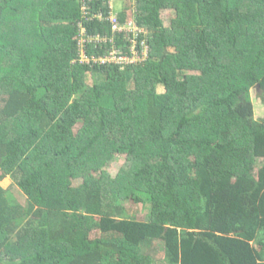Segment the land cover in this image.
Instances as JSON below:
<instances>
[{
	"label": "trees",
	"instance_id": "trees-1",
	"mask_svg": "<svg viewBox=\"0 0 264 264\" xmlns=\"http://www.w3.org/2000/svg\"><path fill=\"white\" fill-rule=\"evenodd\" d=\"M82 3L0 0V179L25 196L0 185V264H153L156 241L165 264H264V0H124L149 31L124 66L80 61L79 22L127 50Z\"/></svg>",
	"mask_w": 264,
	"mask_h": 264
},
{
	"label": "built area",
	"instance_id": "built-area-1",
	"mask_svg": "<svg viewBox=\"0 0 264 264\" xmlns=\"http://www.w3.org/2000/svg\"><path fill=\"white\" fill-rule=\"evenodd\" d=\"M89 1L90 0H83V3L81 4L82 15L87 19H94L100 22L109 23L112 34L123 33L124 39L127 42V50L117 48L113 35L107 36L106 34L98 32L89 34L85 25L79 22L77 42L80 47V61L85 63L93 61L98 64L111 63L124 66L127 64H135L144 60L147 57L149 49V31L136 23L133 16V13L135 12L134 8L132 7L130 16L125 20V22L121 23L118 19V14L122 10L123 3L119 10H115V0H91L102 4L97 5V3H94L92 4L93 6L88 4ZM107 43L109 44L108 46H110V50L104 55L88 56L84 50L88 45H94L97 47Z\"/></svg>",
	"mask_w": 264,
	"mask_h": 264
},
{
	"label": "rangeland",
	"instance_id": "rangeland-1",
	"mask_svg": "<svg viewBox=\"0 0 264 264\" xmlns=\"http://www.w3.org/2000/svg\"><path fill=\"white\" fill-rule=\"evenodd\" d=\"M122 3L124 4V0H115L114 1V9L119 10L121 8ZM174 16V11L171 9L163 10L161 11V17L163 19L164 25H169L170 19ZM86 83L91 84L92 78L88 74L86 77ZM158 91L162 92L163 88L161 86L158 87ZM251 99L253 102L254 107V118L260 119L264 115V105L261 101V98L259 96V91L253 87L250 90ZM78 125L77 127H79ZM125 162V155L119 154L114 158V160H111L107 166H105V169L107 172L114 177L118 170L123 166ZM16 177L14 176H5L2 179H0V185L3 188H7V192L5 193V196L8 197V200L13 203H24L25 202V196L21 193V191L18 189V187L15 185L14 180ZM80 182V179L73 180V185H77ZM130 212L135 214V217L141 220H148L150 215V203L142 204V203H132V202H126L125 204ZM91 237L98 236L97 231H92L90 234ZM152 256L154 258L153 264H165L163 260V251H162V245L159 241L154 242L152 247Z\"/></svg>",
	"mask_w": 264,
	"mask_h": 264
}]
</instances>
